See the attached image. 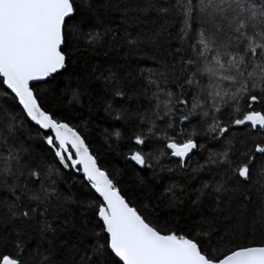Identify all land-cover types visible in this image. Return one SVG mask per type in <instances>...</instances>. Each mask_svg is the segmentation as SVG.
Listing matches in <instances>:
<instances>
[{"label": "snow or ice", "instance_id": "6c2138e0", "mask_svg": "<svg viewBox=\"0 0 264 264\" xmlns=\"http://www.w3.org/2000/svg\"><path fill=\"white\" fill-rule=\"evenodd\" d=\"M0 264H264V0H0Z\"/></svg>", "mask_w": 264, "mask_h": 264}, {"label": "trees", "instance_id": "16d2710c", "mask_svg": "<svg viewBox=\"0 0 264 264\" xmlns=\"http://www.w3.org/2000/svg\"><path fill=\"white\" fill-rule=\"evenodd\" d=\"M119 0H113V3H117ZM119 23L118 14H114V19L107 21L108 26L115 28ZM123 33L121 32V35ZM107 53V55H105ZM126 59L125 53L120 50L118 46L113 47H102L96 50H91L85 47L83 43L79 45V53L74 57V62L69 66V70L67 73H64L61 76H58L56 80L53 82L54 85L59 86V92L61 99L63 100L64 96H67L68 99L71 98L70 90L67 87L69 84L75 86L77 82V77L80 75H85V72L82 69H87L96 66L97 64H111L113 62L119 61L123 63ZM129 61V67L133 72L138 71L136 63L132 60L131 57H127ZM150 64L151 61H148ZM141 67L144 65L141 64ZM76 73L75 75L71 76L69 79V74ZM133 85H135V81H133ZM132 87L131 85L129 86ZM133 90L138 91L139 87L136 86ZM92 99L95 103L94 111L89 114L87 108L83 109L84 111V119L89 121L88 129L85 132V135L94 151V153L98 154L101 161L104 162L106 166H111L112 168H119L123 161L121 160L120 156L112 151L109 150L106 146H104V140L102 136V130L105 127H108L112 122L105 119L104 113L102 111L104 99L102 96L97 95L96 93L92 94ZM141 101L143 102V97L141 96ZM134 103V102H133ZM37 150L43 149V144L40 143L39 139L36 140L34 145ZM77 198L83 199L87 197V193L80 189L78 186L72 189ZM191 191V189H189ZM143 198L144 194H140ZM155 201H153L154 203ZM144 203H148L147 199H144ZM139 206V205H138ZM73 210L75 206H73ZM187 214V212H186Z\"/></svg>", "mask_w": 264, "mask_h": 264}]
</instances>
